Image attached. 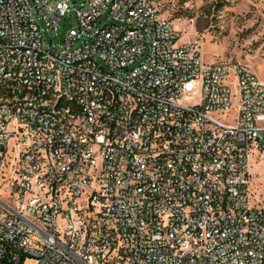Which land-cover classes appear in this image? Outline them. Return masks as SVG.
I'll return each instance as SVG.
<instances>
[{
	"label": "built area",
	"instance_id": "obj_1",
	"mask_svg": "<svg viewBox=\"0 0 264 264\" xmlns=\"http://www.w3.org/2000/svg\"><path fill=\"white\" fill-rule=\"evenodd\" d=\"M70 1L0 0V264H264V82L150 0Z\"/></svg>",
	"mask_w": 264,
	"mask_h": 264
},
{
	"label": "rangeland",
	"instance_id": "obj_2",
	"mask_svg": "<svg viewBox=\"0 0 264 264\" xmlns=\"http://www.w3.org/2000/svg\"><path fill=\"white\" fill-rule=\"evenodd\" d=\"M84 1L87 0H71L70 4L74 8ZM150 1L165 18L173 21L179 43L198 46L206 63L225 62L246 66L264 82V0ZM76 25L75 13L67 14L55 38L57 48L61 47L63 37ZM40 26L51 43L52 33L46 30L44 22L40 21ZM197 98L187 97L182 103L196 102ZM234 102L238 106V94ZM258 156L259 151H255L250 159V175L253 192L260 201L264 200V158L258 159ZM15 164V159L10 156L0 159V194L9 192L11 179L15 177Z\"/></svg>",
	"mask_w": 264,
	"mask_h": 264
},
{
	"label": "water",
	"instance_id": "obj_3",
	"mask_svg": "<svg viewBox=\"0 0 264 264\" xmlns=\"http://www.w3.org/2000/svg\"><path fill=\"white\" fill-rule=\"evenodd\" d=\"M260 139H261V141H263V137L262 136L260 137Z\"/></svg>",
	"mask_w": 264,
	"mask_h": 264
}]
</instances>
